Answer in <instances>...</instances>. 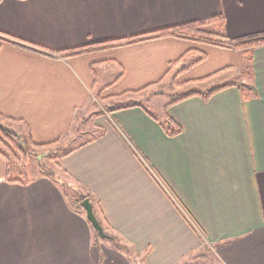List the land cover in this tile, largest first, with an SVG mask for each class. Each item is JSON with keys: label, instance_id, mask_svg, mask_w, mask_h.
Segmentation results:
<instances>
[{"label": "crops", "instance_id": "0c3cea01", "mask_svg": "<svg viewBox=\"0 0 264 264\" xmlns=\"http://www.w3.org/2000/svg\"><path fill=\"white\" fill-rule=\"evenodd\" d=\"M219 13L230 38L264 31V0H0V120L35 143L67 136L96 89L95 64L112 65L99 89L112 97L175 71L178 85L228 84L165 103V119L136 102L114 109L56 161L63 187L41 169L12 174L0 154V264H264V45L253 49L249 88L238 51L208 46L195 63L200 54L177 38L58 54ZM77 194L91 197L108 237Z\"/></svg>", "mask_w": 264, "mask_h": 264}, {"label": "rangeland", "instance_id": "374dc122", "mask_svg": "<svg viewBox=\"0 0 264 264\" xmlns=\"http://www.w3.org/2000/svg\"><path fill=\"white\" fill-rule=\"evenodd\" d=\"M94 71L98 77V83L95 87L96 89H93L92 98L84 110L77 114L71 130L66 137H63L61 140L56 142V144L53 143V141L52 144L48 145L46 148L33 147L31 145H26V143L21 144L16 139L7 140V143H9V146L14 151L15 158L17 159L13 158L11 161L12 174H20V178H25L27 176H32L34 173L40 172L39 170L41 169L43 173L45 172L46 174H51L52 172L53 175L57 176L60 179L59 182L61 183V186L63 187V184H68L69 180L60 170L56 168V161L70 148L98 135L105 123V119L110 116V113L119 103L136 102L143 104L150 112H152L153 115H156L161 119H165L166 117L162 115L164 113L162 110L165 103L171 102L173 99L182 96L185 92L197 91L199 89L206 91V89L208 90L215 86V84H213L214 81L200 84L186 82L178 85L180 82L176 79V77L180 71H175L171 76L166 77L161 83L149 87L144 92L133 94L127 93L123 96L112 97L105 91H99V89L103 87L102 82H108L110 79L112 65L107 66L95 64ZM243 78L246 81V76L243 75ZM220 79H224V76L219 77V83ZM234 79L235 77L231 78V80ZM0 123L2 124L3 121ZM8 124L9 123L5 125L6 128L8 130H14L13 127L7 126ZM70 186L75 188L73 184ZM71 192L72 190H69L70 194ZM76 199L78 203H82V196H78L77 194ZM110 234L116 238L117 242L120 243V240L116 237V235H113L112 233ZM200 254V251L195 252L192 255L190 254L191 259L199 261V259H202V255ZM187 259L188 258L186 257L184 258L185 264L188 261ZM191 259L190 261H192Z\"/></svg>", "mask_w": 264, "mask_h": 264}, {"label": "trees", "instance_id": "16d2710c", "mask_svg": "<svg viewBox=\"0 0 264 264\" xmlns=\"http://www.w3.org/2000/svg\"><path fill=\"white\" fill-rule=\"evenodd\" d=\"M225 23H226V19L224 14L219 13L205 19H193L183 23L165 26L155 30L130 35L127 37L110 38V39L85 43L82 45H78L76 47L59 50L58 54L65 58L73 57V56L97 55L124 45L135 44L150 39L177 38L189 43V48L187 49L185 54H190V53L200 54V57L195 61V63L205 58L204 48L208 46L230 48L235 51H238L243 61L241 75L246 76L247 74H249V72H251L253 49L255 47L264 45V31L249 35H244L241 37L230 38L226 33ZM0 38H2V36H0ZM12 38H13L12 42L18 44L17 42L19 41H17V39H15L14 37ZM2 39L5 40L7 39V37H3ZM24 44L22 46L27 47L28 43H24ZM170 64L172 65L173 63ZM221 70L222 69L217 70L207 75L206 77H202V79L208 78L220 72ZM241 85H243L246 88H249L251 86V81L250 80L245 81L241 83ZM226 86H228V84H222L210 88L203 92L188 91L185 92L182 96L173 99L171 102H176L195 94L202 95L203 98H208L211 94L225 88ZM134 104L135 103H131V102L129 103L122 102L119 103L115 109L132 106ZM5 125L6 124L4 123L2 124L0 123V154L7 159L9 166L11 165V161L13 160V158L14 159L16 158H15V153L10 148L9 143H7V140L16 139L21 144L26 143V145H31L33 147H40V148H46L48 145L52 144V143H47V144L35 143L32 141V139L29 136L25 134H18L13 129L8 130ZM7 126H11V123H9ZM177 130H179V128H176L174 130H170L168 127L166 128V131L170 133H174ZM59 140L60 139H57L53 143L56 144V142H58ZM51 174L53 173L51 172ZM8 180L14 181L15 179L8 178ZM86 197L91 200V197L88 195L83 196L82 198L84 199ZM117 244L118 246H122L120 245L119 242H117Z\"/></svg>", "mask_w": 264, "mask_h": 264}, {"label": "water", "instance_id": "95a60500", "mask_svg": "<svg viewBox=\"0 0 264 264\" xmlns=\"http://www.w3.org/2000/svg\"><path fill=\"white\" fill-rule=\"evenodd\" d=\"M82 205L85 208L87 218L92 223L93 227L96 229V231L103 237H108V235L104 232L103 227L97 217L94 214L91 202L89 198H84L82 200Z\"/></svg>", "mask_w": 264, "mask_h": 264}]
</instances>
